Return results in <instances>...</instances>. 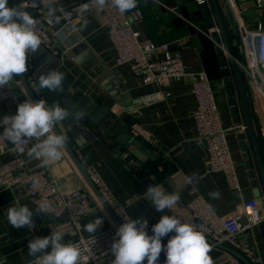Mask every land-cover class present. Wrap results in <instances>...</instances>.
<instances>
[{
    "label": "crops",
    "instance_id": "0c3cea01",
    "mask_svg": "<svg viewBox=\"0 0 264 264\" xmlns=\"http://www.w3.org/2000/svg\"><path fill=\"white\" fill-rule=\"evenodd\" d=\"M20 1L8 0V5L10 7L20 5ZM87 1L89 0L44 1L38 18L40 16L44 18L50 12L60 13L71 10L74 13V18L67 28L60 29L61 25L57 22L50 29L51 41L49 49H46L55 57L57 63L55 69L65 74L63 91L49 92L47 89L37 91V78L45 74L48 67H42L41 72L34 77V65L35 90L31 85L29 87L38 101L44 99L49 105L59 101L62 107L67 108L63 104L66 96L69 104L72 105L86 97L92 103L108 110L109 114L101 119L99 124L105 129L101 131L91 127L89 130L95 138L86 142L81 149L75 148L73 141L68 138L82 166L87 172L91 171L96 176L99 188L126 217L147 219L150 235L152 225L156 224L163 215L174 214L185 222L190 220L186 205L191 200L192 187L191 183L187 182L188 177L194 176L192 182L194 189L219 218H229L238 214L244 203L264 197L257 173L256 184L247 176L245 161L237 140L238 134L241 133L236 130L229 132L227 143L236 167L240 192H231L220 173H212L200 179L207 169V153L204 143L195 135L192 114L196 104L191 94L189 77L171 82L167 88L170 95L161 98L158 95L160 90L155 86L143 84L132 74L129 66L117 67L116 53L109 42L107 28L101 22L99 10L79 9ZM236 3L242 10L243 7H252L239 0H236ZM134 10H139L143 19L133 25V29L139 32L143 39L155 46L168 45L172 50H179L188 75L206 73L222 127L230 130L243 125L242 118L239 125H236L234 118L229 114L226 89L222 83L218 64L219 56L208 36L216 32L217 28L214 24L205 22L193 0H137L136 8L130 11ZM220 10L222 15H225L227 10L223 8ZM263 14L264 10L257 12V21L263 23ZM57 15L53 16L54 20ZM200 37H205L212 44L214 56L205 54ZM80 45L83 48L77 55L73 57L67 55L69 50ZM30 57L34 61L32 54ZM238 57H236L237 61L241 62V54L238 53ZM115 85H117L115 90L111 91ZM232 87L236 91L234 84ZM12 90L13 99L0 106V118L10 112L16 113L18 105L29 99L19 77L14 78ZM246 91L253 127L264 162V137L253 111L251 93L247 85ZM110 94H113V97H110ZM152 97L154 99L151 100ZM108 116H112L114 120L108 122ZM74 120L70 115L58 125V129L66 132V127ZM123 135L132 138L131 140L123 138L119 141ZM130 141L138 142L147 152L148 156L144 162L129 151ZM249 153L251 154L250 150ZM11 158L10 154L0 156V163ZM27 159L25 168L27 174L47 170L63 194L87 187L64 150L59 160L52 161L46 166H42L39 160ZM156 184L162 185L168 192L180 194L181 199L172 210L157 212L154 205L145 199L147 188ZM213 191L220 193L219 198L213 199L209 196ZM17 199L22 204L35 209V206L17 189H0V264L30 263L33 258L28 255L29 240L49 235L47 223L52 220L46 214L34 216L35 226L32 229L27 227L16 229L8 224L6 209ZM261 209L264 217V204H261ZM102 215L113 224L102 207L94 209L89 215L76 220L79 236L92 235L84 230V226ZM258 227L248 233L240 234L239 242L255 252L257 264H264V231L261 232ZM171 235L173 234L168 236ZM72 241L73 238L64 237L65 243ZM166 244L167 241H162V245ZM222 253L224 252L219 249L210 252L212 264L215 259L221 257ZM113 259L114 257L102 261L101 264H112ZM159 259H166L163 252Z\"/></svg>",
    "mask_w": 264,
    "mask_h": 264
},
{
    "label": "built area",
    "instance_id": "2783aa9c",
    "mask_svg": "<svg viewBox=\"0 0 264 264\" xmlns=\"http://www.w3.org/2000/svg\"><path fill=\"white\" fill-rule=\"evenodd\" d=\"M44 1L21 0L20 4H24L28 10L36 11L38 16ZM250 1L255 5L257 12L264 10L260 5L261 0ZM193 2L196 7L208 3L207 0H193ZM220 2L225 5V10L232 15L234 20L233 23L241 46L242 61L238 62L239 70L250 90L253 111L264 136V27L257 20L253 24H247L244 20V12L238 7L236 0H220ZM85 5L88 6L87 9L97 8L99 10L101 22L107 28L109 42L116 53L115 65L117 67L129 66L132 74L139 78L143 84L158 88L160 90L158 95L161 98H167L170 95L167 88L171 82L189 77L191 94L196 104L192 114L195 135L198 140L204 143L207 153V169L200 179H204L212 173H220L231 192H240L236 167L230 155L227 136L229 132H235V130L245 134V128L243 125L230 130L222 127L213 90L206 73L188 75L179 50H172L168 45L155 46L150 41L143 39L140 33L133 29V25L140 23L143 19L139 10L121 14L110 3L103 9H99L93 0L85 2L79 9L83 11ZM58 14L56 15L59 17L60 29L67 28L74 18V13L71 10H65ZM37 16L34 20L36 21V32L41 39L40 47L49 49L50 29L57 22L53 16L52 23L48 22L49 15L44 18ZM27 64L28 72L24 75L28 85H31L35 90L34 67L30 56ZM153 97L151 100L154 99ZM12 99V84L0 87V106ZM15 114L10 112L0 118V156L5 154L12 156L10 160L0 163V189H17L34 206L47 200L51 207L49 214L46 215L57 219L66 216L67 220L65 221L48 222L47 230L49 235L52 230H60L65 233V236L73 238L72 243L78 244L82 250L83 258L80 264H101L102 261L112 258L111 244L117 228L108 221L105 215L98 217L102 219V224L94 234L88 237L79 236L76 220L89 215L94 209L101 208L87 187L63 194L47 170L30 174L25 172L27 158L36 160L27 155L34 142H27L25 151L21 154L2 135L6 126L3 118ZM87 174L116 218L123 223L125 214L99 188L96 176L91 171ZM193 185L191 183V200L186 205L190 215V220L187 223H190L215 244L240 253L250 264H257L255 252L239 242V235L248 233L263 223L261 204H264V197L244 203L238 214L229 218H219L205 199L196 192ZM147 231L149 233L148 229ZM210 248V252L217 249L211 245ZM159 261L160 264H164L165 260L159 259ZM213 264H239V262L229 254L222 253L221 257L214 260Z\"/></svg>",
    "mask_w": 264,
    "mask_h": 264
},
{
    "label": "clouds",
    "instance_id": "9594fccd",
    "mask_svg": "<svg viewBox=\"0 0 264 264\" xmlns=\"http://www.w3.org/2000/svg\"><path fill=\"white\" fill-rule=\"evenodd\" d=\"M93 3L99 9L110 3L121 14L137 6V0H93ZM87 7L85 5V9ZM52 16L50 12L47 18L49 23L53 22ZM58 20L59 17H56V22ZM40 46L36 21L26 11V6L20 4L10 7L8 0H0V87L11 85L15 77L28 72L29 56L36 53ZM64 79L63 72L51 70L39 76L36 90L63 91ZM70 115L79 121L85 116V111L78 109L73 112L62 107L59 101L49 105L44 99L34 102L29 98L18 105L15 115L3 118L6 126L2 135L21 154L27 142H34L27 155L46 166L63 155L68 137L57 130L58 125ZM193 180L194 176L187 178L188 183ZM144 195L157 212L172 210L181 199L179 193L168 192L159 184L149 186ZM209 196L217 199L220 193L213 191ZM50 207L47 200L35 204V209L22 204L19 199L14 200L6 209L7 222L16 229H32L34 216L49 214ZM101 224L102 219L96 218L87 223L84 230L94 234ZM147 229V219L124 217L111 244L114 257L112 264H144L145 261L146 264H160L162 252L166 256L164 264H212L209 255L211 248L205 235L180 216L163 215L152 225L151 235ZM169 234L173 235L166 245H162V238ZM64 237L63 231L52 230L50 235L30 239L27 246L28 255L33 258L30 264H80L83 258L80 246L72 242L65 243Z\"/></svg>",
    "mask_w": 264,
    "mask_h": 264
},
{
    "label": "water",
    "instance_id": "95a60500",
    "mask_svg": "<svg viewBox=\"0 0 264 264\" xmlns=\"http://www.w3.org/2000/svg\"><path fill=\"white\" fill-rule=\"evenodd\" d=\"M207 5H203L199 7L202 17L204 18L205 22L207 24H214L217 28L216 32H212L209 34V39L211 42L215 45V51L216 54L219 56L218 58V64L220 66V74L222 77V83L224 88L226 89V96H227V106L229 108V114L234 118V122L236 125H239L240 118H242L243 126L245 128V134H238L237 140L239 141V147L242 151V158L245 161L244 167L247 171L248 178L256 184V173L259 177L263 194H264V162L261 156V152L258 145V139L257 135L255 133L251 113L249 109V104L247 100V91H246V85L244 81V77L242 73L239 70L238 61L236 59L235 50L239 54H241V46L239 41V36L237 33V30L234 26V23L232 21V18L230 16V13L228 11L225 12V15H222L220 8L225 9V5L220 2V0H207ZM241 3L245 2V4H249L252 6L253 9H255V5L253 2L248 0H239ZM261 7L264 8V0H261ZM29 14L32 15V17L37 16V12L34 10H28ZM53 11V9H52ZM255 10L253 11V13ZM53 16L58 14L59 12H52ZM246 22L248 24H253L256 21L254 20V17L252 19H248L246 17ZM83 46H77L75 48H72L68 51L67 55L70 57H73L77 55L81 50ZM32 57L34 58L33 65H34V77H37V75L41 72L42 67H48L45 74L51 70L55 69L56 62L55 57L52 56V54L44 49L43 47H40L39 50L32 54ZM78 62V60H76ZM21 85L27 94V96L35 101H38L36 96L33 94L31 88L29 87L26 77L23 74L21 77H19ZM38 79V78H37ZM232 84L235 86V90H233ZM111 91L115 90V87ZM110 93V92H109ZM110 97H113V94H110ZM63 104L66 105L68 109H71L73 112H75L78 109H83L85 111V116L77 121L74 120L70 125L66 127V132L57 130L63 134H65L68 138L73 141L74 147L77 149H81L86 142L92 140L95 138V136L90 132L91 127H95L98 130H104L105 127H103L100 124L101 119H103L107 114H109L108 110H106L102 106H98L95 103H92L88 98L83 97L81 98L76 104L72 105L69 104L67 96L63 100ZM108 119V120H107ZM107 121H113L114 118L112 116L107 117ZM121 140H125V138H130V136H121ZM69 141V140H68ZM131 148H129V151L134 154L135 157H137L141 162H144L145 158H147V152L140 146L138 142L130 141ZM71 162L73 163L74 167L82 177L83 181L85 182L87 188L92 193L96 201L101 205V207L104 209L105 213L111 220V222L115 225L116 228H118L122 223L116 218L114 213L111 211L107 203L104 201L103 197L101 196L99 190L97 187L93 184L90 177L88 176L85 168L82 166L80 161L78 160L72 146L69 144V142L66 144L65 148L63 149ZM249 150L251 154L249 153ZM254 162V163H253ZM255 165V166H254ZM48 218L54 222L57 221H65L67 220L66 216H62L60 218H51L48 216ZM259 230L261 232L264 231V222L259 225ZM171 236H166L162 238V241H168ZM207 239V238H206ZM209 245L223 251L226 254H229L230 256L234 257L238 260L241 264H250L248 260L242 256L240 253L222 246L217 245L213 241L207 239Z\"/></svg>",
    "mask_w": 264,
    "mask_h": 264
},
{
    "label": "trees",
    "instance_id": "16d2710c",
    "mask_svg": "<svg viewBox=\"0 0 264 264\" xmlns=\"http://www.w3.org/2000/svg\"><path fill=\"white\" fill-rule=\"evenodd\" d=\"M201 39V42L203 44V47H204V52L207 56H214L213 54V47H212V44L205 38V37H200ZM235 54H236V57H238V52L237 50H235ZM240 56V55H239ZM239 58V57H238ZM215 63V59H214V62L213 64Z\"/></svg>",
    "mask_w": 264,
    "mask_h": 264
},
{
    "label": "rangeland",
    "instance_id": "374dc122",
    "mask_svg": "<svg viewBox=\"0 0 264 264\" xmlns=\"http://www.w3.org/2000/svg\"><path fill=\"white\" fill-rule=\"evenodd\" d=\"M255 9H253L252 7H250V8H246V7H243V12H244V20L246 19V17L249 19H252L253 17H254V20L256 21L257 20V11L255 10V12L253 13V11H254ZM264 15V14H263ZM230 16H231V18H232V15L230 14ZM264 17V16H263ZM232 21H234L233 20V18H232ZM245 22H246V20H245ZM247 23V22H246ZM248 24V23H247ZM263 27H264V20H263ZM262 137H264V136H262Z\"/></svg>",
    "mask_w": 264,
    "mask_h": 264
}]
</instances>
